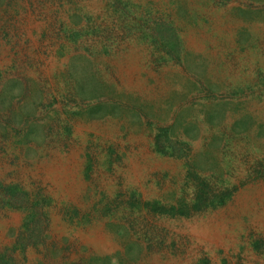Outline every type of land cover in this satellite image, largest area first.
I'll list each match as a JSON object with an SVG mask.
<instances>
[{"label": "rangeland", "instance_id": "rangeland-1", "mask_svg": "<svg viewBox=\"0 0 264 264\" xmlns=\"http://www.w3.org/2000/svg\"><path fill=\"white\" fill-rule=\"evenodd\" d=\"M0 264H264V0H0Z\"/></svg>", "mask_w": 264, "mask_h": 264}, {"label": "bare ground", "instance_id": "bare-ground-1", "mask_svg": "<svg viewBox=\"0 0 264 264\" xmlns=\"http://www.w3.org/2000/svg\"><path fill=\"white\" fill-rule=\"evenodd\" d=\"M65 171H68V170H65ZM70 173V172H69ZM69 173H66V174H69ZM67 177H68V175H67ZM67 179V178H66ZM249 202H251V201H249Z\"/></svg>", "mask_w": 264, "mask_h": 264}]
</instances>
